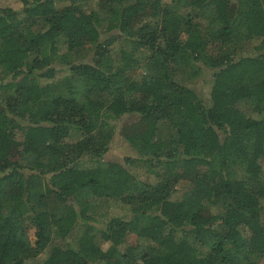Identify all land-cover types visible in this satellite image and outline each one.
Here are the masks:
<instances>
[{"label": "trees", "instance_id": "16d2710c", "mask_svg": "<svg viewBox=\"0 0 264 264\" xmlns=\"http://www.w3.org/2000/svg\"><path fill=\"white\" fill-rule=\"evenodd\" d=\"M18 1L0 5V264H264V0ZM125 115L152 129L107 159Z\"/></svg>", "mask_w": 264, "mask_h": 264}, {"label": "rangeland", "instance_id": "374dc122", "mask_svg": "<svg viewBox=\"0 0 264 264\" xmlns=\"http://www.w3.org/2000/svg\"><path fill=\"white\" fill-rule=\"evenodd\" d=\"M0 5H4V6L8 5L14 7L15 9H20L22 7V3L18 0H0ZM231 7H232L231 10H233L235 7V3H233ZM129 15H130L129 16L130 21H138L139 18H136L135 14H129ZM98 36H99V32L97 30L91 31L86 36V42L90 43L96 40ZM58 75L60 76V74ZM0 109H1V105H0ZM149 129L150 130L152 129V124L139 118L137 115H125L124 117H122L119 126L117 128L116 135L113 140L112 148L107 153L106 158L118 159V160L122 159L125 153L133 151L129 141L140 135L142 132ZM36 134H38V131ZM39 134L42 136L44 135L46 137L47 130L46 129L39 130ZM20 148H21V139L20 136L18 135V137L16 138L8 139V141L5 143L4 154L10 158H15L18 156ZM113 209H117L115 204L113 206ZM80 236L81 234L79 233V230H77L72 233L70 239H73V242L75 243V241ZM88 246H91L93 248H97L98 246H103L104 248H106L108 244L100 238V234L98 232V234L94 235L93 239L89 242Z\"/></svg>", "mask_w": 264, "mask_h": 264}]
</instances>
